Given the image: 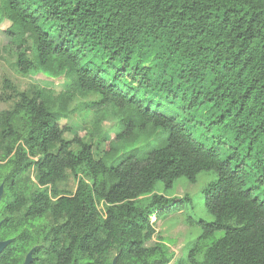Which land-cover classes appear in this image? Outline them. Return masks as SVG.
I'll list each match as a JSON object with an SVG mask.
<instances>
[{
	"label": "trees",
	"instance_id": "1",
	"mask_svg": "<svg viewBox=\"0 0 264 264\" xmlns=\"http://www.w3.org/2000/svg\"><path fill=\"white\" fill-rule=\"evenodd\" d=\"M5 21L20 73L70 85L4 81L0 264L32 250L30 264H169L166 244L147 245L151 219L193 199L157 185L203 171L217 174L204 189L214 219L192 218L202 232L175 264H264V0H0ZM90 93L87 108L119 120L100 157L61 124Z\"/></svg>",
	"mask_w": 264,
	"mask_h": 264
},
{
	"label": "rangeland",
	"instance_id": "2",
	"mask_svg": "<svg viewBox=\"0 0 264 264\" xmlns=\"http://www.w3.org/2000/svg\"><path fill=\"white\" fill-rule=\"evenodd\" d=\"M10 26L9 21L0 24V92L6 93L4 81L10 80L19 91L32 93L38 87L53 89L55 96L68 94L70 81L65 76L53 77L44 73L22 74L16 66L15 55L7 48L10 39L6 34V29ZM99 100V96L90 93L86 96L76 94L68 100V109L72 110L69 118L61 120L62 125H67L71 129L65 132L64 138L71 140L77 134L85 138L94 146L97 157H100L106 148V139L115 137V132L119 126L116 116L105 110L94 111L86 107L87 104ZM13 100L0 103L1 110L10 109ZM60 100H57L53 109L57 110ZM77 148V146H74ZM217 178L215 171H203L199 174L196 182H190L186 177L178 178L171 187H166L163 183H158L156 192L165 196L182 198L189 194L193 201L181 211L162 213L158 217H152L151 222L156 228L153 239L147 242L148 246H153L157 242L167 245L170 252L174 254V259L169 264H175L180 257L186 256L194 241L201 234L202 228L198 224L192 223V218L196 220L205 219L211 221L214 216L205 206L204 189ZM77 187V178L68 171L67 177L59 182V188L65 192H74ZM3 204L0 205V208ZM220 235V232L216 236Z\"/></svg>",
	"mask_w": 264,
	"mask_h": 264
},
{
	"label": "water",
	"instance_id": "3",
	"mask_svg": "<svg viewBox=\"0 0 264 264\" xmlns=\"http://www.w3.org/2000/svg\"><path fill=\"white\" fill-rule=\"evenodd\" d=\"M3 193H4V184L0 186V201L2 199ZM0 226H1V222H0ZM10 242H11L10 239L0 240V253L8 246ZM32 261H33V250L29 252V254L27 255L24 264H30ZM114 264H117L115 259H114Z\"/></svg>",
	"mask_w": 264,
	"mask_h": 264
}]
</instances>
